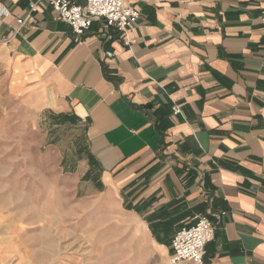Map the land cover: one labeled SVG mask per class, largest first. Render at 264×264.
Here are the masks:
<instances>
[{
    "label": "crops",
    "instance_id": "1",
    "mask_svg": "<svg viewBox=\"0 0 264 264\" xmlns=\"http://www.w3.org/2000/svg\"><path fill=\"white\" fill-rule=\"evenodd\" d=\"M32 1L0 0V110L79 125L85 155L62 169L149 247L169 255L206 215L205 264H264V0H128V44L99 21L76 43Z\"/></svg>",
    "mask_w": 264,
    "mask_h": 264
},
{
    "label": "rangeland",
    "instance_id": "2",
    "mask_svg": "<svg viewBox=\"0 0 264 264\" xmlns=\"http://www.w3.org/2000/svg\"><path fill=\"white\" fill-rule=\"evenodd\" d=\"M31 114L0 110V264H169L134 218L62 169L61 156L67 166L85 155L82 128Z\"/></svg>",
    "mask_w": 264,
    "mask_h": 264
},
{
    "label": "built area",
    "instance_id": "3",
    "mask_svg": "<svg viewBox=\"0 0 264 264\" xmlns=\"http://www.w3.org/2000/svg\"><path fill=\"white\" fill-rule=\"evenodd\" d=\"M40 1L46 2L66 22L76 43L90 28L93 21H99L105 29L115 27L121 32L125 44L129 43L126 32L131 29L139 17V11L128 0H33L30 11L37 9ZM264 24V10L260 17ZM26 18L17 19L12 34L19 31ZM111 56L110 52H106ZM174 115L180 113V107H172ZM215 235V226L206 215H199L189 226L178 229L171 238L169 264H205V246Z\"/></svg>",
    "mask_w": 264,
    "mask_h": 264
}]
</instances>
